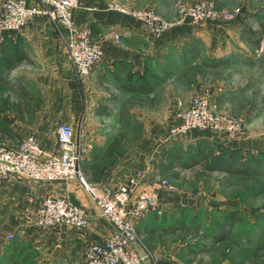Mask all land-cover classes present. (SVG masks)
<instances>
[{
	"label": "crops",
	"instance_id": "1",
	"mask_svg": "<svg viewBox=\"0 0 264 264\" xmlns=\"http://www.w3.org/2000/svg\"><path fill=\"white\" fill-rule=\"evenodd\" d=\"M25 1L36 3L37 0ZM216 1L220 8L228 9L237 0ZM239 2L247 17L238 18L236 25L248 27L253 24L249 13L261 9L262 2ZM110 3L152 8L166 19H177L167 31L154 35L150 27L136 17L109 9ZM72 15L74 24L88 27L102 49L101 61L88 76H77L64 38L47 17L26 19L22 30L0 31V60L8 53L17 59L12 65L3 61L0 74L2 77L5 72L15 74L20 105H24V109L30 105V100L38 96L36 91H41L40 97L45 98V108L30 120L38 122L36 127L16 121L11 125L12 130L22 138L35 135L44 153L50 154L56 146L53 124L71 123L77 140L88 148L81 161L88 181L114 186L126 183L141 171L144 178L138 189L156 192L167 208L176 202L172 201L175 193L160 185L161 176L153 170V161L166 142H170L171 128L181 121L178 112L190 98L187 90L192 83L194 87L195 82L201 85L209 81L213 85L214 103L222 109L229 105L234 98L232 95L238 93L232 90H243V85L235 87L231 83L244 84L253 80L252 75L264 65L250 50L257 46L258 38H240L238 33L234 34V25L225 28L219 36L216 28L222 26V21L200 26L189 19L180 20L169 0H78ZM208 27H211L209 31ZM115 34L119 35V40L114 38ZM212 76H216L215 80ZM178 78L182 80V87L189 84L186 92H175ZM137 101L145 107L144 112L135 113V117L133 108ZM254 114L249 115L247 121L257 113ZM134 117L145 125L140 142L117 164L104 167L106 155L111 151L109 149L106 154L105 148L101 149L109 138L108 129L104 127L112 124L116 125V131L118 127L126 131ZM196 134L190 133L194 137L211 136L207 132ZM102 169L106 172H100L93 181L96 170ZM66 193L72 202L85 207L89 213L90 222L84 231L77 232L66 225L38 228L29 223L27 219L38 211L46 195ZM181 198L185 199V194ZM0 219V264H80L83 246L104 241L112 229L99 216L95 203L77 179L39 182L9 178L0 181ZM10 233L14 237L8 240L6 236Z\"/></svg>",
	"mask_w": 264,
	"mask_h": 264
},
{
	"label": "rangeland",
	"instance_id": "2",
	"mask_svg": "<svg viewBox=\"0 0 264 264\" xmlns=\"http://www.w3.org/2000/svg\"><path fill=\"white\" fill-rule=\"evenodd\" d=\"M5 1L0 0V18L3 17L2 5ZM183 1L187 4H195L199 0ZM214 1L219 11L230 12L232 17L229 20L210 18L199 25L208 26L212 21H222L223 27L216 28L219 36L224 33L225 28L234 25V34L238 33L240 38L257 37V46L250 47V50L258 62H264V0H260L261 9L249 13L253 24L248 27L236 25L238 18L243 20L247 17L241 9L239 0L233 1L231 8L228 9L220 8L217 1ZM169 2L174 4V0ZM129 7L135 10L147 9L131 5ZM178 18L180 19L179 16ZM176 19L166 20L176 21ZM210 28L208 27V31ZM3 30L6 29L0 27V31ZM210 33L213 35V32ZM256 74L252 75L253 80L250 79L244 84H239L238 81L226 82L235 87L243 85V90L229 89L228 91L238 93L232 95L234 97L232 102L223 109L214 103L213 85L209 81L201 85L199 83L196 85L195 82L194 87L192 83L188 89L189 84L182 87L180 84L182 80L176 79L174 87L176 93L186 92V89L190 92L189 100L178 112L179 116L191 107L192 100L197 95L208 93L213 115H219L221 121H224V128L231 126L237 130L235 129L231 134L226 130L198 127L188 130L181 137H168L170 142H166L158 157L154 159L153 170H156L161 179L167 180L173 187L172 193H175L176 198H172V201L176 200V202L160 213L148 212L133 222L135 232L142 237V241L136 247L141 253L148 254V264H264V65ZM14 76V73L5 72V80L0 84V127L4 130L10 129L13 134L10 136V134L6 135V132L0 133V147L20 144L23 138L12 130L11 125L18 121L20 124L34 128L38 122L30 120L34 118L35 113L45 108L43 105L45 98L40 97L41 91H36L38 96L30 100V105H26L24 111L20 110ZM211 78L215 80L216 76ZM144 107L137 101L133 115L144 112ZM252 113L257 114H254L252 120L247 121ZM135 117L126 131H121V127L116 131V125L112 126V124L104 127L108 129L109 138L107 145L101 149L105 148L106 154L111 149L103 162L104 167L117 164L120 158L128 156V152L140 142L145 125ZM198 131L207 132L211 136L190 135L191 132L196 134ZM117 135L120 136L118 146L113 145ZM177 146H182L191 153L201 147L202 154L199 156V153H196L194 157L201 158L199 164L192 162L188 167H173L166 172L161 171L160 164L173 163L162 156L163 152ZM103 169L96 170L93 181L100 172H106ZM152 173L153 171L150 175ZM183 194L185 199L181 198ZM228 211H240L244 217L243 222L229 229L234 241L213 244L203 239L202 235L207 231H213L217 222L221 221ZM239 239L241 242H237Z\"/></svg>",
	"mask_w": 264,
	"mask_h": 264
},
{
	"label": "built area",
	"instance_id": "3",
	"mask_svg": "<svg viewBox=\"0 0 264 264\" xmlns=\"http://www.w3.org/2000/svg\"><path fill=\"white\" fill-rule=\"evenodd\" d=\"M2 6L0 27L7 30H22L26 19L33 16L50 19L66 42L77 76L90 75L94 65L101 61L102 49L93 39L90 29L76 26L73 22L72 14L78 0H37L36 3L6 0ZM108 7L136 17L150 27L154 35L167 31L176 22L162 18L151 8L135 10L118 3H110ZM174 7L180 20L188 18L197 25L210 18L229 20L232 17L230 12L219 11L214 0H199L195 4L174 0ZM114 38L119 40V35L115 34ZM200 95L192 100L191 107L185 113L180 114L181 121L171 128L170 135L181 137L188 130L198 127L226 130L233 134L235 127L224 128V121L219 115H213L208 93ZM81 126L82 122L79 123ZM54 134L56 146L50 154L44 153L33 134L23 138L16 146L0 147V181L9 178L39 182L77 179L95 203L99 216L112 228L104 241L89 242L83 246L80 264H145L148 254H142L136 247L142 237L135 232L133 222L150 211L160 213L164 209L158 194L145 188L138 189L144 178L141 171L126 183L114 186L88 181L81 169V161L88 148L77 140L74 126L57 122ZM160 181L161 186L173 190L167 180ZM27 220L38 228L66 225L81 232L88 226L90 217L87 209L72 202L66 193L46 195L38 211ZM6 237L11 240L14 236L10 233Z\"/></svg>",
	"mask_w": 264,
	"mask_h": 264
},
{
	"label": "trees",
	"instance_id": "4",
	"mask_svg": "<svg viewBox=\"0 0 264 264\" xmlns=\"http://www.w3.org/2000/svg\"><path fill=\"white\" fill-rule=\"evenodd\" d=\"M17 59L14 57H11V55L8 53L6 58H2L0 61V66L1 63L3 61L6 62L8 61L9 65H12ZM4 77H2V75L0 74V84H2V82L4 81ZM19 94V91L17 92ZM21 103H19L18 105L20 106V110L24 109V105H20ZM125 108V106L122 107V113H123V109ZM125 110V109H124ZM126 126V123L125 125ZM3 128L0 127V133H5L6 135L10 136L13 134L11 133L10 129L6 128L5 130H1ZM10 132V133H9ZM119 138L120 136L117 135V137L114 138V144L113 145H117L119 143ZM201 147H198L196 149V151H192V153L190 151H187V149L182 148V146H177L174 149H169L166 150L165 152H163V157L166 158L167 160H170L173 163H162L159 165L161 171L166 172L168 169H172L173 167H179V168H183V167H188L192 165V162H198L201 160L200 159H195V154L199 153V156L202 154V151L200 149ZM187 156V157H185ZM244 217L242 212L240 211H228L227 213H225L223 215V219L219 222H217V226L213 229V231H207L206 233H204L202 235V238L207 240V242L211 241V243L213 244H222L223 242H228V241H234L231 237V231L229 230L230 228H233L234 226H236L238 223L243 222ZM237 242H241V239H239ZM14 264H17L14 262Z\"/></svg>",
	"mask_w": 264,
	"mask_h": 264
}]
</instances>
